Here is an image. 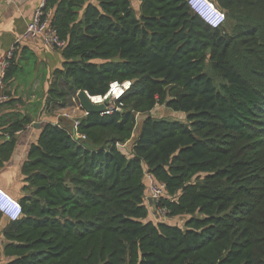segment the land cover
Returning <instances> with one entry per match:
<instances>
[{"label":"trees","instance_id":"obj_1","mask_svg":"<svg viewBox=\"0 0 264 264\" xmlns=\"http://www.w3.org/2000/svg\"><path fill=\"white\" fill-rule=\"evenodd\" d=\"M94 1L44 2L66 46L43 111L132 85L120 111L80 118L84 140L63 118L40 129L21 217L2 229L5 264H264V0H212L216 29L186 0ZM16 72L13 58L4 88ZM157 106L184 120L153 117ZM32 121L17 114L3 132ZM146 175L165 186L148 206ZM149 208L186 219L154 224Z\"/></svg>","mask_w":264,"mask_h":264},{"label":"crops","instance_id":"obj_2","mask_svg":"<svg viewBox=\"0 0 264 264\" xmlns=\"http://www.w3.org/2000/svg\"><path fill=\"white\" fill-rule=\"evenodd\" d=\"M44 1L0 0V62L14 43L23 35L32 14ZM86 1L89 4H96L94 0ZM131 1L132 7L137 11L140 4L139 0ZM48 13L52 18V12L49 11ZM60 54L61 52L50 51L40 39L20 40L13 56L17 70L16 75L3 90L4 94L7 95L8 93L10 98L16 100V102L12 106L0 105V147L4 142L14 139L11 156L6 161L1 162L0 189L17 201L23 197L24 182L20 169L27 159L29 147L39 137L40 129L45 124H55L63 118V114H68L71 117L70 120L63 118L69 123H72L73 119L82 116V112L77 108V102L74 98L68 101L66 107L56 105L55 109H49L51 114L43 111L50 77L55 70L61 68L63 62ZM26 74L33 76L29 82L24 80ZM71 107L74 108L73 111H70ZM17 114H28L33 121L24 131L14 133L12 138L3 130L8 127L7 124L10 119H13ZM146 201L148 202L147 197ZM6 224L7 221L2 218L0 221V264L7 262L2 256L4 242L2 229Z\"/></svg>","mask_w":264,"mask_h":264},{"label":"built area","instance_id":"obj_3","mask_svg":"<svg viewBox=\"0 0 264 264\" xmlns=\"http://www.w3.org/2000/svg\"><path fill=\"white\" fill-rule=\"evenodd\" d=\"M189 9L195 14L204 24L216 29L221 27L225 22L224 14L219 11L209 0H186ZM45 2V1H44ZM44 2H42L32 14L30 21L26 25V29L23 35L14 43L12 48L3 56L0 62L1 76H0V105L8 101V96L3 94L4 85L3 77L6 69L8 68L9 61L13 59L14 53L17 49L20 40L28 39H40L42 43L53 52H61L66 46V42L60 40L56 29L51 25V17L49 13H44ZM132 83L130 81H124L119 83L117 81L111 82L108 85V89L104 95L91 96L87 92H84L86 99L92 105H103L104 110L102 115H109L114 111H120L121 104L117 103L124 94L130 89ZM78 93L76 94L77 97ZM77 108L81 110L82 116L73 119L71 123L70 135L78 140H84L85 137L77 133L80 118L87 115L83 111L79 101L75 100ZM63 118L70 120L68 114H63ZM58 125V122L55 123ZM148 180V196L151 203L157 204L160 197L165 191L163 184L157 183L150 176H147ZM22 214V209L17 200L11 198L7 193L0 189V215L6 221H17ZM158 214L167 218V213L163 210H159ZM169 219V218H167Z\"/></svg>","mask_w":264,"mask_h":264},{"label":"rangeland","instance_id":"obj_4","mask_svg":"<svg viewBox=\"0 0 264 264\" xmlns=\"http://www.w3.org/2000/svg\"><path fill=\"white\" fill-rule=\"evenodd\" d=\"M210 1H212V0H210ZM32 78H33V76L31 74H26L24 77V80L26 82H29ZM75 100H77V99H75ZM73 109L74 108L71 107L70 111H73ZM151 115L155 118H165V119L180 120V121L184 120V115H181L179 113H173V112L165 109V107H162V106H157L153 110ZM139 119H140V117H139ZM138 124H140V120H138ZM130 146H131V143L128 144L124 149H122V152L127 154L130 150ZM145 204H146V206H148L147 202H146V198H145ZM148 219L151 220L154 224H159L160 222H164V223L170 222V224H172V225L182 226V224L186 218H176V219H172V220L167 219L165 217L160 216L159 214H156V212L154 211V208H149Z\"/></svg>","mask_w":264,"mask_h":264},{"label":"water","instance_id":"obj_5","mask_svg":"<svg viewBox=\"0 0 264 264\" xmlns=\"http://www.w3.org/2000/svg\"><path fill=\"white\" fill-rule=\"evenodd\" d=\"M77 99L79 103L82 106L83 111H85L87 114L89 113H101L104 110L103 105H92L88 102V100L85 97L84 92H78ZM148 202L151 203L150 199H148Z\"/></svg>","mask_w":264,"mask_h":264}]
</instances>
